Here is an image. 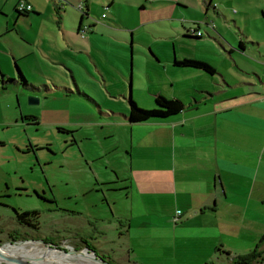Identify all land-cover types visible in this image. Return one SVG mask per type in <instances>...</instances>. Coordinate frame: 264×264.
Wrapping results in <instances>:
<instances>
[{
  "label": "crops",
  "instance_id": "crops-1",
  "mask_svg": "<svg viewBox=\"0 0 264 264\" xmlns=\"http://www.w3.org/2000/svg\"><path fill=\"white\" fill-rule=\"evenodd\" d=\"M17 1L0 0V38L14 28L20 33L28 16L36 69L50 65L68 73L77 93L81 85L74 77L85 70L99 92L126 108V114L110 113L117 115L120 133L97 155L106 158L103 168L115 172L116 189L123 191L126 209L118 222L124 253L102 245L98 255L116 264H144L136 259L145 258L139 252L152 255L155 264H225L255 248L263 251L264 50L258 46L264 40L235 32L228 38L198 17L199 2L187 0H51L58 14L49 23L41 17V0H24L31 11L23 14L15 12ZM79 2L82 11L75 9ZM209 5L216 10L215 2L207 0ZM193 24L199 36L189 32ZM144 28L156 35L139 36ZM9 56L16 63L23 55L0 49V62ZM182 58L205 61L214 72L173 64ZM16 65L17 80L27 84ZM0 70V84L14 75ZM140 70L151 96L176 98L183 109L128 122L125 94L131 86L135 102L142 99L133 80Z\"/></svg>",
  "mask_w": 264,
  "mask_h": 264
},
{
  "label": "rangeland",
  "instance_id": "rangeland-1",
  "mask_svg": "<svg viewBox=\"0 0 264 264\" xmlns=\"http://www.w3.org/2000/svg\"><path fill=\"white\" fill-rule=\"evenodd\" d=\"M60 1L67 4L65 0ZM187 1L192 5L199 2L201 14L198 17L211 21L228 38H234L235 32L254 40H264V0H212L216 10L211 5L205 7L207 0ZM41 3V17L49 23L53 16L57 17L56 6L52 8L51 0H41ZM204 8H207L206 14L202 16ZM69 17L65 16L67 22ZM28 20L26 16L24 22L19 23L20 33L14 28L0 38L1 50L11 49L14 55L24 56L17 61L24 69L22 75L27 83L17 80V61L13 62L9 56L0 62V67L7 73L14 71L13 76L6 75V84H0V246L7 242L46 239L55 248L80 249L82 239L97 254L104 245L110 246L114 255L117 254L115 246L123 254L119 232L124 226L118 222L119 215L126 209L123 191L116 189L115 172L103 168L106 158L97 155L114 140L116 133H120L119 119L110 113L126 114V108L99 92L93 76L85 70L76 72L74 77L81 85L77 87V93L68 73L53 70L50 65L36 69L32 51L37 44L28 34ZM225 24L228 27L220 28ZM200 29L202 37L207 38L201 24ZM151 35L156 32L145 28L139 34L142 37ZM246 44V47L256 49L254 44ZM258 48L264 50V45ZM0 73L3 72L0 70ZM138 77L133 79L138 82L134 88L140 91L142 99L135 102L131 86L125 97L129 95L139 107L150 109L154 106L153 96L143 70ZM108 86L115 87L110 83ZM26 116L34 117L35 124L22 120ZM93 156L97 158L91 161ZM104 177L111 179L109 185L101 181ZM14 211H36L38 229L18 224ZM101 233L105 236L99 239ZM11 235L18 239L12 240ZM63 238L66 240L59 241ZM139 254L145 258L136 256L138 261L155 264L150 260L152 255ZM28 260L33 264H56L54 259L47 260L48 263L44 259L39 263H34L38 261L35 259ZM90 260L94 262L92 258ZM71 263L78 264L77 261ZM0 264L19 263L0 261Z\"/></svg>",
  "mask_w": 264,
  "mask_h": 264
},
{
  "label": "trees",
  "instance_id": "trees-1",
  "mask_svg": "<svg viewBox=\"0 0 264 264\" xmlns=\"http://www.w3.org/2000/svg\"><path fill=\"white\" fill-rule=\"evenodd\" d=\"M207 4H209V2ZM15 12L17 14H23V13L17 12L16 10ZM173 64L175 66L199 69L208 74H212L214 72L213 68L207 62L198 60V59H192V58L174 59ZM1 82L5 84L6 81L2 80ZM153 103H154V106L152 108L145 109V108L139 107L131 99V97H128L127 115H126L127 121L130 123H136V122L147 121L152 118H165V117H168L170 115H173L181 111L184 107L183 103L180 100L176 98H165L160 94H155L153 96ZM22 120L31 121L34 124L36 122L35 118L30 117V116H26L22 118ZM14 214H15V219L19 224L25 225L31 229L37 228V220H36L37 212L36 211H22V212L14 211ZM11 238L12 240L18 239V237L16 236L14 237V235H11ZM41 241L43 243H48L46 239H43ZM262 241H264V234L259 239V242H262ZM80 242L82 243L81 245L87 247L88 249L93 250V248L90 247L86 241L80 239ZM99 256H101L106 261L113 263L111 260L107 259L103 255H99ZM263 260H264V250L260 251V250H257V248H255L254 250H252L251 252L247 254L234 256L225 264H261Z\"/></svg>",
  "mask_w": 264,
  "mask_h": 264
},
{
  "label": "bare ground",
  "instance_id": "bare-ground-1",
  "mask_svg": "<svg viewBox=\"0 0 264 264\" xmlns=\"http://www.w3.org/2000/svg\"><path fill=\"white\" fill-rule=\"evenodd\" d=\"M90 258H92V254L86 253L85 250L79 251L78 254L70 252L63 254L62 252L42 245L39 241L18 242L15 244L5 243L0 246V261L5 263L14 261L19 264H33L28 259L38 260L34 263H39L44 259V262L48 263L47 260L54 259L56 264H72L71 262L74 261H77L78 264H100L96 261L91 262Z\"/></svg>",
  "mask_w": 264,
  "mask_h": 264
},
{
  "label": "built area",
  "instance_id": "built-area-1",
  "mask_svg": "<svg viewBox=\"0 0 264 264\" xmlns=\"http://www.w3.org/2000/svg\"><path fill=\"white\" fill-rule=\"evenodd\" d=\"M59 2H60V0H57L58 4H59ZM75 9L78 11H82V2H79L75 6ZM15 10L19 13H27V12L31 11V5L24 0H18L15 4ZM101 16H103V14H101ZM85 30H86V26L85 25L81 26L79 28V33L82 34L83 32H85ZM189 32L195 36L200 35V31L196 27L190 28ZM176 214H178V211H176Z\"/></svg>",
  "mask_w": 264,
  "mask_h": 264
},
{
  "label": "water",
  "instance_id": "water-1",
  "mask_svg": "<svg viewBox=\"0 0 264 264\" xmlns=\"http://www.w3.org/2000/svg\"><path fill=\"white\" fill-rule=\"evenodd\" d=\"M34 101H36V100L34 99ZM29 102H33V100H29ZM36 241H39V242L43 243L41 240H36ZM22 242H26V240H23ZM7 243H9V244H13V243H11V242H7ZM43 244H46L48 248L55 249V250H57V251H59V252H62L63 254H65V253H69V252H70V253H73V254H78L79 251H80V249H84V250L86 251V253H88V254L91 253V254H92V259H93L94 261H96V262H98V263H100V264H113V263H110V262L106 261V260L103 259L101 256H99L98 254H96V253L94 252V250L88 249V248L85 247V246L81 247L80 249H73V248H70V247H69V249H65V248H63V247H57V248H55V245H54V244H51V243H43ZM49 246H50V247H49ZM70 249H72V251H71ZM261 263H262V262H261Z\"/></svg>",
  "mask_w": 264,
  "mask_h": 264
},
{
  "label": "flooded vegetation",
  "instance_id": "flooded-vegetation-1",
  "mask_svg": "<svg viewBox=\"0 0 264 264\" xmlns=\"http://www.w3.org/2000/svg\"><path fill=\"white\" fill-rule=\"evenodd\" d=\"M52 244V243H51Z\"/></svg>",
  "mask_w": 264,
  "mask_h": 264
}]
</instances>
